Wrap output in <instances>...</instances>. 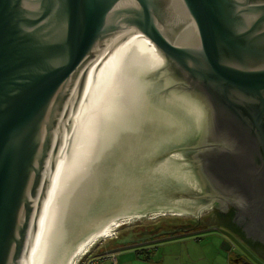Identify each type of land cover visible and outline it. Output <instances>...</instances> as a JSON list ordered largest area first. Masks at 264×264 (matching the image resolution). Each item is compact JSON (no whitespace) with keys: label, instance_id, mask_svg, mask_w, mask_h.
I'll use <instances>...</instances> for the list:
<instances>
[{"label":"water","instance_id":"water-1","mask_svg":"<svg viewBox=\"0 0 264 264\" xmlns=\"http://www.w3.org/2000/svg\"><path fill=\"white\" fill-rule=\"evenodd\" d=\"M129 36L148 53L153 92L192 113L179 130L175 105L150 136L148 124L135 126L134 140L122 139L129 153L108 154L83 187L78 216L86 207L101 225L122 212L180 210L173 202L189 198L197 216L232 203L253 220L248 236L264 235V0H0V264L25 253L82 86ZM179 171L196 189L167 180ZM140 190L149 203H137Z\"/></svg>","mask_w":264,"mask_h":264},{"label":"bare ground","instance_id":"bare-ground-1","mask_svg":"<svg viewBox=\"0 0 264 264\" xmlns=\"http://www.w3.org/2000/svg\"><path fill=\"white\" fill-rule=\"evenodd\" d=\"M153 87L148 53L133 36L116 42L105 60L94 68L82 86L70 123L45 170L43 193L34 209L29 243L16 264H78L97 240L111 238L125 223L140 220L141 214L122 212V216L112 215L100 225V217L88 215L86 207L80 216L78 213L82 204H87L83 187L95 180L108 154L118 157L129 153V144L122 143V139L134 140L136 127L148 124L143 134L150 136L155 120L166 122L174 105L178 114L174 115L173 126L178 122L179 130L185 127L183 124H188L193 105L163 97L153 92ZM113 140L118 143L114 145ZM172 155L183 162L180 152ZM178 174L196 189L192 175ZM188 199L173 202L171 207L181 209H171L169 214H194L198 207L195 201ZM81 217L85 220L79 219ZM24 226L25 221L21 232ZM88 229L91 231L86 233ZM84 233L86 235L82 236Z\"/></svg>","mask_w":264,"mask_h":264},{"label":"rangeland","instance_id":"rangeland-1","mask_svg":"<svg viewBox=\"0 0 264 264\" xmlns=\"http://www.w3.org/2000/svg\"><path fill=\"white\" fill-rule=\"evenodd\" d=\"M70 120L71 117L67 122L68 125ZM179 172L181 174L183 171ZM177 175L175 174L172 177L169 176L167 180L177 181L180 177L179 174ZM145 190H150V188ZM127 193L128 196H131V189ZM127 193L125 195H127ZM142 193L141 190L137 193L139 197L136 199L137 203H149L150 199L148 197L142 198L144 197ZM125 195L122 196L127 197ZM160 212L165 214L160 215ZM160 212H148L138 221L125 223L116 230L111 238L97 240L90 251L78 261V264H91L92 261H94L92 264H110L106 252L111 251L114 247L112 246L114 243L113 240L119 238V243H127L128 241L124 239L130 236L132 232H134V234L151 233L149 237L151 239L178 236L175 240H179V242L170 243L160 248V252L164 253V259L161 261H159L158 258L144 261L148 260L144 258V253H139V255L129 252L130 250H135L137 248L136 246H122L118 250L119 255L122 254L123 256L121 264H225V259L221 257L224 253H227V255L230 254L231 257H233L238 251L248 252V249L245 248L241 242L232 238L231 233L228 232L224 226L220 227L219 225L218 228H216L218 225L217 220H209L211 218L208 217V213L202 211L200 215L196 216L192 212L180 215L169 214L172 212L171 210ZM106 217H108V215H106L105 218ZM186 233L191 234L184 235ZM187 238H191V240ZM130 240H133V238ZM225 242H229L232 248L229 250H227L228 248L224 249L223 247L226 245ZM251 245L256 246V244L253 243ZM254 260L256 261V259ZM226 264H230L229 257L226 259Z\"/></svg>","mask_w":264,"mask_h":264},{"label":"flooded vegetation","instance_id":"flooded-vegetation-1","mask_svg":"<svg viewBox=\"0 0 264 264\" xmlns=\"http://www.w3.org/2000/svg\"><path fill=\"white\" fill-rule=\"evenodd\" d=\"M222 204L220 202L212 207L213 213L209 214L208 217L211 218L209 220H217L218 225L216 228L219 225L220 227L224 226L231 233L233 239L238 240L248 249L247 253L238 251L235 256L231 257L230 264H264V235H258L255 240L253 237H249V224L253 223L251 217L247 215L241 216V211L239 213V209L232 203H227V206ZM260 232L264 234V229ZM252 243L256 244V246L251 245Z\"/></svg>","mask_w":264,"mask_h":264},{"label":"crops","instance_id":"crops-1","mask_svg":"<svg viewBox=\"0 0 264 264\" xmlns=\"http://www.w3.org/2000/svg\"><path fill=\"white\" fill-rule=\"evenodd\" d=\"M150 234L151 233H148V232L143 233V234H140V233L134 234V232H132V234L130 236H128L126 239H124L125 241H128L127 243H123V242L119 243L118 242L119 238H117V240H113L114 243L112 244V246H114V247L111 249V251L106 252L107 256L110 260V264H112L113 260H115L117 262V264H121L123 256H122V254L119 255L118 250L122 246H128V247L129 246L130 247L136 246L137 248L135 250H130L129 252H132V254L133 253H135V254H139V253L143 254L144 253L145 254L144 258L148 259V260H144V261H150L151 259H155V258H158L159 261H161L164 259V253L160 252V248L164 247L170 243L179 242V240H175L178 238V236L163 237L162 239L161 238L160 239H151V238H149ZM189 234H191V233H186L184 235H189ZM132 238H133V240H130ZM187 239L191 240V238H187ZM221 257L225 259V264H226V259L228 257H229V260L231 262V255L230 254L227 255V253H224V255ZM92 263H94V261H92Z\"/></svg>","mask_w":264,"mask_h":264},{"label":"built area","instance_id":"built-area-1","mask_svg":"<svg viewBox=\"0 0 264 264\" xmlns=\"http://www.w3.org/2000/svg\"><path fill=\"white\" fill-rule=\"evenodd\" d=\"M113 259V258H112ZM92 264V263H91ZM112 264H117V262L115 260H113Z\"/></svg>","mask_w":264,"mask_h":264}]
</instances>
